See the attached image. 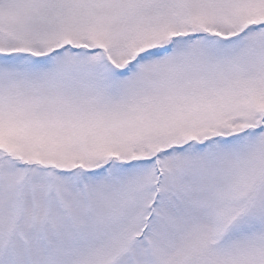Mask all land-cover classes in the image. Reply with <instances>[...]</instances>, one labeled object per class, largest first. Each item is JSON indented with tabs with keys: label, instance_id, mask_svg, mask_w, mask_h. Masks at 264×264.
I'll return each mask as SVG.
<instances>
[{
	"label": "snow or ice",
	"instance_id": "snow-or-ice-1",
	"mask_svg": "<svg viewBox=\"0 0 264 264\" xmlns=\"http://www.w3.org/2000/svg\"><path fill=\"white\" fill-rule=\"evenodd\" d=\"M0 264H264V0H0Z\"/></svg>",
	"mask_w": 264,
	"mask_h": 264
}]
</instances>
